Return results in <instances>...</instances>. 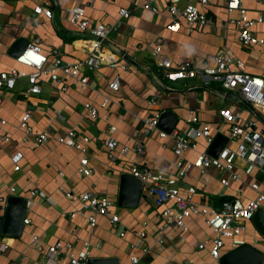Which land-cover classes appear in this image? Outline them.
<instances>
[{
  "label": "crops",
  "instance_id": "obj_1",
  "mask_svg": "<svg viewBox=\"0 0 264 264\" xmlns=\"http://www.w3.org/2000/svg\"><path fill=\"white\" fill-rule=\"evenodd\" d=\"M131 1L0 0V71L12 68L31 71L9 53L11 46L21 38L28 43L38 38L50 61L53 60V48L61 52L65 61L84 59L87 47L80 41L77 27L69 21L68 9L75 3L85 8L86 18L93 24L115 23L117 29L109 34V45L117 47L120 53L126 52L136 61H128L122 55L129 69L105 66L86 72L89 76L86 86L62 72L60 82H54L49 75H45L41 81L42 91L31 98L24 94L29 87L26 78L20 80L14 89H0V119L4 120L0 123V214L4 213L5 199L12 194L10 186L17 188V196L25 198L31 196L34 188L41 192L32 198L27 207L25 219L29 222H24L22 234L0 237V264H40L48 256V246L56 240L73 241V251L83 249L84 243L89 241L92 244L89 248L91 257H118L121 264H130L133 256L139 258L138 264H208L211 260L210 246L200 248L201 243L210 242L214 235L202 215L187 218V231L171 226L162 232L159 230L158 213L167 206L172 208L173 202L158 206L143 186L138 205L122 207L118 204L120 176L131 165L144 163L164 171L167 176L177 173L176 163L180 156L173 150L172 138H162L154 131L143 136L145 154H139L134 148V130L155 111L149 104L152 97L160 100L163 111H171L177 116L174 129L183 132L190 128L186 122L190 112L213 124H218L219 110L224 107L234 110L242 120L255 118L250 106L235 96L236 92L211 87L210 82L216 81L201 77L169 81L156 67V59L170 58L175 65L191 60L198 66H204L211 64L219 52L225 51L243 60L249 73L262 75L264 48L259 45L247 48L241 44L238 38L240 26L229 23L226 0H210L208 14L213 23L189 30L183 20L182 29L177 32L166 28L170 16L162 0L157 1L161 9L159 13L140 9L118 22L119 8L129 6ZM243 4L251 18L264 16V3L243 0ZM39 5L48 6L53 11V17L36 13L35 8ZM232 17L237 19L238 12H233ZM254 31L264 36V24L257 25ZM158 36L163 38L162 51L154 56L153 44ZM115 78H119L118 91L109 87V82ZM105 97H109L110 101L103 107ZM86 102L98 108L96 119L88 116ZM27 108L33 111L30 120L32 133H26L20 126ZM57 111L62 117L57 116ZM111 126H115V131L111 132ZM49 127L53 129V134L47 142L36 147L37 134ZM71 129L76 130L79 140L82 136L90 138L88 158L93 171L89 175L78 171L82 152L57 141L58 136H66ZM109 138L117 140L119 148L129 146L128 154L123 155L116 149L117 158L112 160L105 143ZM197 142L198 150L185 152L182 156L184 160H194L199 151L207 149L204 139L199 138ZM19 152L22 157L15 163L12 157ZM17 164L19 169L15 168ZM220 177L215 168L204 173L194 168L188 176L179 180V186L183 193L189 186H197V202L220 207L226 197L239 196L245 201L255 197L257 193L251 188L252 183L264 185V175L259 171L245 175L242 182L228 187L220 183ZM87 190L109 196L115 201L113 211L120 215L117 228L106 216H99L94 227L83 215L70 216L71 212H81L82 206L68 194ZM248 225L253 228L252 232L248 231ZM248 225L243 237L251 241L260 233L254 222ZM122 230L124 236H121ZM141 231L147 233L148 252L140 248L144 243L138 235ZM169 235L172 238H168ZM5 242L9 245L3 248ZM135 244H138L137 247H133ZM232 250L231 239L225 238L223 252L227 254ZM57 264H69V261L62 258Z\"/></svg>",
  "mask_w": 264,
  "mask_h": 264
},
{
  "label": "built area",
  "instance_id": "obj_2",
  "mask_svg": "<svg viewBox=\"0 0 264 264\" xmlns=\"http://www.w3.org/2000/svg\"><path fill=\"white\" fill-rule=\"evenodd\" d=\"M116 1V0H113ZM158 0H132L129 6L119 8L117 21L129 18L136 10L144 9L153 13H159L160 8L157 5ZM165 2V9L170 16V22L166 28L177 32L182 29L183 20L186 22L189 30L214 22L208 14L210 0H162ZM264 3V0H258ZM226 8L229 14V23L238 24V38L241 44L247 48L257 45L264 48V36L256 34L254 28L257 25L264 24V16L251 18L243 0H226ZM69 21L74 24L79 34L80 41L87 48V55L82 60L65 61L61 52L57 48L52 49L53 60L42 50L39 45V39L28 43L22 53L15 57L19 64L31 68V71L12 68L11 70L0 71V89H14L17 83L22 79H27L28 89L24 94L31 98L34 94L42 91L41 81L45 75H49L54 82H60L62 72L66 77H72L86 86L89 76L86 72H92L102 67L113 69H129L127 61L122 59V54L117 47L109 45V34L117 29L115 23L97 22L93 24L86 18L85 8L80 4H73L68 9ZM38 14H45L48 18L53 17V11L45 5H39L35 8ZM233 12H238V18L232 17ZM2 26L0 25V31ZM163 38L158 36L154 40L153 55L158 56L162 51ZM156 67L169 81H178L201 77L204 80H214L219 82L224 89L236 92L241 97V101L248 104L254 112L255 118L252 120H242L231 108H221L219 110L220 120L218 124L202 121L197 114L190 112L186 122L190 128L183 132L174 129L170 132L163 129L159 122L163 109L160 107V100L152 97L149 100L150 106L155 110L147 116L142 125L133 132L134 148L139 154H145L146 144L143 136L149 135L154 131L159 133L162 138H172L174 140L173 150L180 156L177 161L176 175L167 176L164 171L157 170L148 163L143 165H131L126 173L138 178L142 185L147 188V194L155 198L156 204L162 206L168 202H173L174 206H167L158 213V222L160 231L166 232L171 226H176L184 231L189 230L187 218L190 216L202 215L207 224L212 228L214 235L210 242L206 241L200 244V248L210 246L209 253L211 260L208 264H221V259L226 253L223 252L225 238L231 239L232 249L250 244L259 249L264 255V234H260L253 240L248 241L243 237L247 225L253 222L255 213L264 210V185L259 182L251 184V188L256 191V196L243 200L239 196H230L224 198L220 207H212L196 201L197 186H189L186 193L181 191L179 180L188 176L192 169L197 168L202 173L210 168H215L220 172V183L228 187L232 183L243 181L245 175H250L254 171H259L264 175V74H251L246 71L245 62L239 58L228 55L225 51L219 52L214 56L213 62L204 66H198L191 60H187L179 65H175L170 58L156 59ZM109 87L118 91L120 87L119 78L109 82ZM110 101L105 97L102 106L105 107ZM85 108L93 120L99 116L96 106L90 102L85 103ZM33 111L27 108L21 118L20 126L26 133H32L33 128L30 124ZM57 116L62 117L57 111ZM4 120L0 119V123ZM111 132L115 131V126H111ZM53 129L49 127L38 133L35 138V146L47 142ZM227 137V142L220 153L212 155L209 153V147L214 143L218 135ZM79 140L78 133L71 129L66 136H58L57 141L61 144L74 147L82 152L83 157L80 160L78 171L84 174H91L93 169L89 166L88 144L90 138L82 136ZM202 138L207 144V149L199 151L194 160L186 161L183 154L189 150H198L197 140ZM110 149V158L116 160L115 150L118 149L123 155L130 151L129 146L125 145L119 148L117 140L109 138L105 141ZM22 153L15 154L12 159L18 163ZM16 169L20 166L17 164ZM227 173L228 175H224ZM11 195H17V188L10 186ZM38 188L31 190V196L28 197L27 207L31 204L32 198L40 195ZM71 198H76L81 203V212H71L70 216L77 214L85 216L91 227L98 223L99 216L109 217L114 228L120 224L119 213H114L115 201L109 196L100 195L94 191H83L79 194L70 192ZM6 200V199H5ZM24 222L28 223L29 219ZM124 230L121 236H124ZM139 238L144 242L140 248L144 252L149 251L146 243L147 233L138 232ZM168 238H172L171 235ZM37 240V237L35 238ZM159 239L155 241L158 243ZM210 243V245H208ZM9 244L3 243V248ZM91 242L86 241L84 248L73 251L74 242L70 240H56L48 246V256L40 264H57L62 258H67L69 264H88L90 256ZM99 245V244H97ZM138 244L133 245L137 247ZM232 250V251H233ZM228 254V253H227ZM139 258L133 256L130 264H138ZM261 264H264V259Z\"/></svg>",
  "mask_w": 264,
  "mask_h": 264
},
{
  "label": "water",
  "instance_id": "obj_3",
  "mask_svg": "<svg viewBox=\"0 0 264 264\" xmlns=\"http://www.w3.org/2000/svg\"><path fill=\"white\" fill-rule=\"evenodd\" d=\"M107 43L108 40L106 41ZM28 41L24 38L18 39L10 48L9 53L15 57L19 56L27 46ZM125 59L136 63L126 52H121ZM231 93V92H229ZM240 100L239 95H235ZM178 121L177 116L171 111H163L160 116V126L170 132ZM227 142V137L220 134L208 151L212 155H218ZM142 182L128 173L120 176V187L118 204L122 207L137 206L142 193ZM28 199L17 195H9L6 198L4 213L0 214V237L3 235L20 236L24 227V220L27 212ZM253 222L260 234H264V210H258ZM264 259L263 253L246 244L229 252L221 259V264H261ZM88 264H121L118 257H91Z\"/></svg>",
  "mask_w": 264,
  "mask_h": 264
},
{
  "label": "rangeland",
  "instance_id": "obj_4",
  "mask_svg": "<svg viewBox=\"0 0 264 264\" xmlns=\"http://www.w3.org/2000/svg\"><path fill=\"white\" fill-rule=\"evenodd\" d=\"M210 86L211 87H214V88H218V89H222V86H221V84L219 83V82H210ZM242 108L243 109H245L246 107H245V105L243 104V106H242ZM202 228H203V226H201ZM248 231H250V232H252L253 231V228L250 226V225H248ZM198 228V227H197ZM201 229V228H200Z\"/></svg>",
  "mask_w": 264,
  "mask_h": 264
}]
</instances>
